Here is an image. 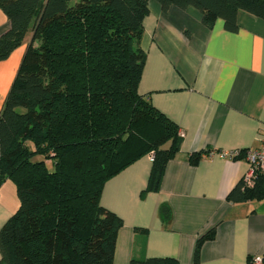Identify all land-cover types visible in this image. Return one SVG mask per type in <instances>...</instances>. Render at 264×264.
Wrapping results in <instances>:
<instances>
[{
  "label": "trees",
  "instance_id": "1",
  "mask_svg": "<svg viewBox=\"0 0 264 264\" xmlns=\"http://www.w3.org/2000/svg\"><path fill=\"white\" fill-rule=\"evenodd\" d=\"M149 1L0 0L10 24L0 36V61L31 33L0 112V186L11 180L19 200L0 229V264H113L122 221L100 205L105 182L152 154L144 193L159 191L182 141L178 127L137 92ZM156 1L164 13L193 7L205 27L220 19L228 32L237 31L239 12L264 20V0ZM205 153L191 154L190 164ZM251 180L241 179L227 201L263 200L264 172ZM159 214L170 222L167 205ZM214 234L196 240L194 264ZM129 264L178 262L133 258Z\"/></svg>",
  "mask_w": 264,
  "mask_h": 264
},
{
  "label": "crops",
  "instance_id": "2",
  "mask_svg": "<svg viewBox=\"0 0 264 264\" xmlns=\"http://www.w3.org/2000/svg\"><path fill=\"white\" fill-rule=\"evenodd\" d=\"M140 47L145 63L138 95L174 123L181 135L158 192L144 193L152 163L143 156L107 180L100 205L122 221L113 264L173 258L194 264L196 240L211 229L197 264H247L264 255V199L232 204L226 197L250 171L246 159L222 153L260 147L264 131V20L239 12L237 31L216 20L211 28L193 7L163 12L148 3ZM10 27L0 10V36ZM31 39L0 61V112ZM206 151L196 165L188 157ZM161 205L171 211L160 218ZM11 180L0 186V229L17 211ZM137 229L146 230L145 235Z\"/></svg>",
  "mask_w": 264,
  "mask_h": 264
},
{
  "label": "built area",
  "instance_id": "3",
  "mask_svg": "<svg viewBox=\"0 0 264 264\" xmlns=\"http://www.w3.org/2000/svg\"><path fill=\"white\" fill-rule=\"evenodd\" d=\"M241 155V151L237 150L230 153H222L221 157H228L235 159ZM243 158L246 159L250 166L249 174L244 178L248 185L252 184V177L255 176V172H264V131L261 137L260 147L257 149H251L243 151ZM149 161L153 162L152 154L148 155ZM253 264H263L262 256L252 257Z\"/></svg>",
  "mask_w": 264,
  "mask_h": 264
},
{
  "label": "rangeland",
  "instance_id": "4",
  "mask_svg": "<svg viewBox=\"0 0 264 264\" xmlns=\"http://www.w3.org/2000/svg\"><path fill=\"white\" fill-rule=\"evenodd\" d=\"M29 146H30V148H32L31 144ZM37 160H42V159H41V157L37 156V157L34 158V161H37Z\"/></svg>",
  "mask_w": 264,
  "mask_h": 264
}]
</instances>
